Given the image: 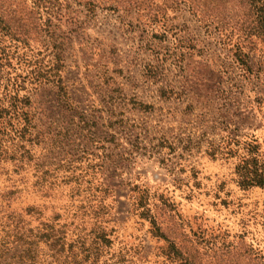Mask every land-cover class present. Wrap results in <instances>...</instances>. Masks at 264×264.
<instances>
[{
    "label": "rangeland",
    "instance_id": "374dc122",
    "mask_svg": "<svg viewBox=\"0 0 264 264\" xmlns=\"http://www.w3.org/2000/svg\"><path fill=\"white\" fill-rule=\"evenodd\" d=\"M17 85L35 127L2 119L0 213L24 231L264 264V0H0V103Z\"/></svg>",
    "mask_w": 264,
    "mask_h": 264
},
{
    "label": "trees",
    "instance_id": "16d2710c",
    "mask_svg": "<svg viewBox=\"0 0 264 264\" xmlns=\"http://www.w3.org/2000/svg\"><path fill=\"white\" fill-rule=\"evenodd\" d=\"M19 87L20 85H17L7 90L6 106L0 103V140L7 131L2 119L8 114L11 115L8 119L16 121V127L8 123L10 131L13 132L11 140L23 141L26 136L31 135V130L35 127L30 119L32 116L28 115L27 97L19 95L18 91L21 88ZM10 131L8 130V135ZM24 147L23 144L19 146L24 149L22 153L26 152L28 155L29 150ZM11 152V157L16 156L15 151ZM22 153L18 155L21 161L24 157ZM42 174L49 177L48 172L42 171ZM263 181L260 173H255L249 178L252 185H263ZM3 218L6 219L5 223H1ZM0 231L3 233L0 240V264H117L116 261H112L113 257L110 260H100L104 247L110 241L102 228H98L93 234H79L80 236L73 239L69 237L70 240H67L61 227H55L53 222H43L40 229L35 231L27 229L26 232L20 221L15 220L11 213L7 215L0 213ZM168 254H177L174 245H169ZM180 260L181 264H190L183 257Z\"/></svg>",
    "mask_w": 264,
    "mask_h": 264
}]
</instances>
